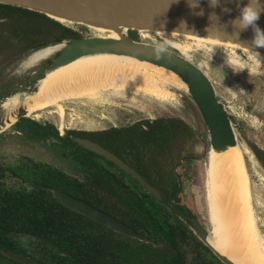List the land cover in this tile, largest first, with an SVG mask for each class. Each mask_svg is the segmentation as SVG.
<instances>
[{
    "label": "trees",
    "instance_id": "obj_1",
    "mask_svg": "<svg viewBox=\"0 0 264 264\" xmlns=\"http://www.w3.org/2000/svg\"><path fill=\"white\" fill-rule=\"evenodd\" d=\"M0 27L5 30L0 37V86L9 67L43 44L83 37L43 14L5 4H0ZM141 36L149 38L147 33ZM10 129L25 140L56 141L63 156L83 167L84 172L74 178L29 158L15 164L0 163V264H21L2 252L44 264H223L175 211L113 163L70 138L71 134L89 138L113 152L119 147H133L138 172L174 199V208L184 211V197L173 170L184 145L193 147L197 143V133L181 117H159L152 124L145 120L113 130V142L107 133L70 131L60 136L53 125L28 117L20 118ZM249 147L264 169V150L251 143ZM8 178L19 184H9ZM51 189L89 203L162 247L122 235L72 211L53 198Z\"/></svg>",
    "mask_w": 264,
    "mask_h": 264
},
{
    "label": "rangeland",
    "instance_id": "obj_2",
    "mask_svg": "<svg viewBox=\"0 0 264 264\" xmlns=\"http://www.w3.org/2000/svg\"><path fill=\"white\" fill-rule=\"evenodd\" d=\"M62 22L79 31L83 36L82 38L97 36L102 33L122 37L120 28L123 27L113 32L105 31V29L91 24H88L91 27L87 26V28L70 24L69 21L65 20ZM113 27L114 25L109 30H113ZM163 29L178 31L170 28ZM181 32L162 30L155 32L161 35L159 36L152 32L147 33L143 29L137 36L142 42L158 45L168 51L180 54L190 62L192 61L207 74L213 83L218 98L227 108L229 117L236 129L239 145L242 148H240V153L246 169L257 226L264 236V169L249 147V143H251L264 150V64L257 66L253 60V54L236 49L237 47L232 49L233 46L219 41ZM142 33H147L149 38H143ZM137 36L131 37L137 39ZM162 36L166 38L165 40L173 43L175 49L165 43ZM30 56L32 54H29L16 65L9 67L5 71V73L8 72L6 79L11 78V82L14 84L25 80L34 70L29 66L32 58ZM170 91L174 93L173 98L166 101L145 95H136L128 91L103 94L95 98L65 101L62 104L64 108L63 131L59 128V113L55 107L39 110L30 114L28 118L40 123H49L60 134H64L67 130L99 131L112 125H129L141 119L181 117L197 133V143L189 148L191 155L186 157L189 159H185L182 168H180L183 178L182 193L186 201L192 199L191 207L195 210L194 216L198 214L207 226L205 205L203 208L200 203L202 198L201 202L204 204L203 180H201L200 173L201 164L206 160L205 152L209 146L208 136L203 132L204 124L192 101L178 89L171 88ZM1 134V164H15L29 158L69 173L76 171L75 164L63 156L61 149L54 140H25L10 127ZM7 182L15 186L19 184L12 178H8ZM183 204L190 207L188 203Z\"/></svg>",
    "mask_w": 264,
    "mask_h": 264
},
{
    "label": "bare ground",
    "instance_id": "obj_3",
    "mask_svg": "<svg viewBox=\"0 0 264 264\" xmlns=\"http://www.w3.org/2000/svg\"><path fill=\"white\" fill-rule=\"evenodd\" d=\"M47 14L62 24L64 20L69 21L70 24L80 23L86 26L91 24L105 31L115 32L120 27L127 29L133 26L131 22L119 26L103 21H84L73 13L68 14L63 11H48ZM112 25H114L113 30H109ZM143 29L146 30L145 27H140V30ZM152 30L182 31L181 33L209 38L251 52L249 42L253 34L248 31H240L236 34L237 31L222 26L190 28L178 24L157 25L153 26ZM95 37L106 41L122 39L104 33ZM137 45L149 52L155 60L148 61L116 51L90 53L82 50L68 63L49 66L44 77L38 81L35 92L18 93L7 98L1 110L4 115L11 118L19 107L25 108L27 116L48 107H55L59 113V128L63 131L62 104L68 100L95 98L103 94L128 91L166 101L173 98L174 93L170 91L171 88L190 94L191 87L186 78L178 71L161 65L158 61L159 56L154 55V52L160 51L169 53L166 49L142 41ZM52 51L53 48L44 50L36 54L31 61L33 63L40 61ZM69 51L68 46L62 52L61 59H65ZM257 51L264 56V48H259ZM178 56L191 63L179 54ZM233 136L235 135L219 140L210 136V148L206 160L201 164L204 204L201 202L202 198L200 203L202 207L205 205L210 233L206 242L219 256L231 260L234 264H264V236L257 226L246 169L240 147L233 140Z\"/></svg>",
    "mask_w": 264,
    "mask_h": 264
},
{
    "label": "water",
    "instance_id": "obj_4",
    "mask_svg": "<svg viewBox=\"0 0 264 264\" xmlns=\"http://www.w3.org/2000/svg\"><path fill=\"white\" fill-rule=\"evenodd\" d=\"M247 2L248 0H219L217 6L213 7L210 0H0V4L37 12L51 19L53 18L47 14L48 11H63L68 14L73 13L84 21H103L107 24L119 26H124L127 22L133 24L132 27L127 29L120 28L122 33V39L120 41H106L98 39L95 36L77 39H62L47 42L43 44L41 48L34 50L31 53L32 56H30L32 58L44 50L53 48L49 56L40 61L33 63L31 58L29 66L34 68V70H32L25 80L14 84L11 82L10 78L6 79L0 86V134L15 124L20 118L28 117L24 107H19L17 112L11 116L12 119L10 116L4 115L1 110L3 102L7 98L18 93L35 92L37 90L38 81L44 77L45 71L49 66L68 63L82 50L90 53L116 51L148 61H154L155 58L149 52L137 45L138 42L142 41L140 37L135 39L130 36V33L139 35L140 27H145L147 33H155V31L152 30L153 26L174 24L190 28L222 26L236 32L237 30L233 28L231 21L239 15L238 5H243ZM261 3H264V0H261ZM257 23L261 29H264V13L261 14ZM74 25L87 27L80 23H75ZM246 31L253 34L251 28ZM68 46L70 47V51L67 57L61 59L62 52ZM168 52L169 53L165 54L163 58L158 57V61L161 65L178 71L180 75L186 78L191 87L190 94L183 93L192 101L204 124L203 132L208 136L209 140V146L205 152V156L207 157V151L210 148V136L213 139L219 140L233 134L235 136H233L234 139H232L235 140L240 147L238 135L229 117L228 110L224 103L218 98L215 87L207 74L192 61L191 64L179 57L178 53ZM72 140L80 147L103 157L130 175L154 198L165 204L169 209L175 211V213L189 225L196 237L208 247L223 264H234L231 260L219 256L206 242V238L210 234L208 225L206 226L202 222L198 214L197 216L195 215L196 217L194 216L195 210L191 207L192 199L186 201L184 198L183 203H188L190 207L182 203L185 210H178L174 208V199L169 198L160 188L150 184L133 168L107 149L89 139L72 136ZM177 178L179 193L183 195L181 187L182 178L179 175ZM51 194L54 199L58 200L65 207L108 229L143 242L152 243L150 240L140 236L133 228L85 201L58 190H51ZM154 245L158 246L156 244ZM2 254L21 264H44L23 255L7 252H2Z\"/></svg>",
    "mask_w": 264,
    "mask_h": 264
},
{
    "label": "flooded vegetation",
    "instance_id": "obj_5",
    "mask_svg": "<svg viewBox=\"0 0 264 264\" xmlns=\"http://www.w3.org/2000/svg\"><path fill=\"white\" fill-rule=\"evenodd\" d=\"M5 30H4V28H2V27H0V37L2 36V35H5V32H4ZM234 47H232V49H233ZM236 49H238V48H236ZM240 49V48H239ZM246 52H249V51H246ZM249 54H253V53H251V52H249ZM31 119V118H30ZM157 118H155V119H153V120H150V119H141V120H137V121H134V122H132V123H130L129 125H123V126H116V125H112V126H110V127H108V128H106V129H103V130H99V131H78V130H67L66 132H64V134H60L59 133V135L60 136H64L67 132H70V131H74V132H76V133H78V134H87V135H92V134H95V133H107L109 136H110V139H109V141H112L113 142V140H112V135L114 134V132H113V130H122V129H127V128H129V127H132L133 125H135V124H141V122H143V121H145V120H147V121H149L151 124L156 120ZM34 120V119H33ZM36 121V120H35ZM38 122V121H37ZM58 131V130H57ZM112 131V132H111ZM18 134H20L19 132H18ZM21 135V134H20ZM72 136H74L73 134H71L70 135V138H71V140H72ZM76 137H79V136H76ZM79 138H83V137H79ZM85 139H89V138H85ZM89 140H91V139H89ZM73 141V140H72ZM91 141H93V140H91ZM93 142H96V141H93ZM97 144H99L98 142H96ZM100 145V144H99ZM190 143H188L187 145H184V147H183V149H182V152H181V157L179 158V160H178V162H177V164L175 165V167H174V178H176V181L178 180V178H177V176L179 175L180 177H181V170H180V168H182V166H183V162H184V160L185 159H189V158H186L187 156H190L191 155V151L189 150V148H190ZM100 146H102V145H100ZM103 147V146H102ZM189 147V148H188ZM103 148H105V147H103ZM106 149V148H105ZM108 151H110L111 153H113L115 156H117L120 160H122L124 163H126L128 166H130L131 168H133L137 173H139L138 172V170L136 169V168H138L139 167V162H138V160H137V156H136V152H135V150H134V148L133 147H131V149H126V150H124V149H122V148H120L119 147V149L117 150V152H113V151H111V150H109V149H107ZM95 154V153H94ZM254 154V153H253ZM101 157V156H100ZM103 158V157H102ZM69 160V159H68ZM22 161V160H21ZM20 162V161H19ZM35 163H40V162H36V161H34ZM69 162H72L73 164H75V170L76 171H74V172H72V173H69V172H66V171H64V170H62V169H58V168H56V167H53V166H51L52 168H55V169H57V170H59V171H62L63 173H65V174H67V175H69V176H71V177H74V178H80L81 176H82V174H83V172H84V169H83V167H81L80 165H78L76 162H73V161H70L69 160ZM17 163V162H16ZM49 165V164H48ZM116 166V165H115ZM117 167V166H116ZM118 168V167H117ZM121 170V169H120ZM124 172V171H123ZM126 173V172H125ZM140 174V173H139ZM7 175H10V173L9 172H7ZM141 175V174H140ZM142 176V175H141ZM143 177V176H142ZM144 178V177H143ZM182 178V177H181ZM182 181H183V178H182ZM178 182V181H177ZM150 183V182H149ZM151 184V183H150ZM153 185V184H152ZM155 186V185H154ZM157 187V186H156ZM159 188V187H158ZM51 190H55V189H51ZM62 192V191H61ZM65 193V192H64ZM67 194V193H66ZM69 195V194H68ZM78 199V198H77ZM156 199V198H155ZM83 201V200H82ZM128 226V225H127ZM130 227V226H129ZM132 228V227H131ZM141 236V235H140ZM132 238V237H131ZM144 238V237H143ZM136 239V238H135ZM147 239V238H146ZM149 240V239H148ZM140 241V240H139ZM151 241V240H150ZM152 243H149V244H152L153 246H155L154 244H156V245H158V246H155V247H158V248H161L162 247V245L161 244H158V243H154L153 241H151ZM145 243H147V242H145Z\"/></svg>",
    "mask_w": 264,
    "mask_h": 264
},
{
    "label": "clouds",
    "instance_id": "obj_6",
    "mask_svg": "<svg viewBox=\"0 0 264 264\" xmlns=\"http://www.w3.org/2000/svg\"><path fill=\"white\" fill-rule=\"evenodd\" d=\"M219 0H210L213 7L217 6ZM239 15L236 16L231 24L237 33L240 31H246L249 28L252 29L253 38L249 42L251 47L250 51L253 53V60L259 66L264 64V56H262L257 49L264 48V29L258 26V21L262 13H264V3L261 0H248L246 4L238 5ZM154 55L163 58L165 53L160 51L159 53L154 52Z\"/></svg>",
    "mask_w": 264,
    "mask_h": 264
}]
</instances>
